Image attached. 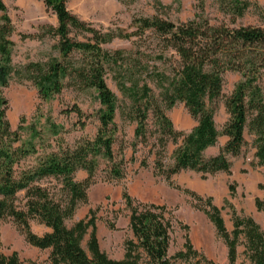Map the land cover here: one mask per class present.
<instances>
[{
    "label": "trees",
    "instance_id": "trees-1",
    "mask_svg": "<svg viewBox=\"0 0 264 264\" xmlns=\"http://www.w3.org/2000/svg\"><path fill=\"white\" fill-rule=\"evenodd\" d=\"M43 1L56 14L58 25L45 26L42 36L56 38L54 48L58 55L45 64L28 65L24 68L26 77L33 81L45 101L61 94L70 84L81 90H95L100 103L96 112L99 129L94 138L59 147L57 151L38 156L36 164L27 165L39 154L35 140L43 138L42 131L35 123L24 127L23 120L18 129H13L7 115L9 101L0 94V224L12 218L28 243L40 249H51V264H174L169 256L171 219L161 207L136 204L127 190L123 198L132 210L134 239L127 242L123 259L110 258L103 252L95 231L88 242L89 250L83 248L82 241L93 221L81 220L72 228L66 224L79 205L87 202L88 189L94 182L100 159L112 163L110 179L119 180L126 174L127 161L124 158L117 161L113 148L119 106L116 94L107 83L108 71L112 70L120 89L131 101L129 114L136 128L130 161L136 160L137 148L142 144L151 146L148 154L156 157L155 173L167 179L189 170L205 176L219 172L230 174L232 158L241 155L247 144L248 129L255 136L257 161L254 166H264V26L215 25L202 15L184 22L153 15L134 18L131 25L135 29L131 32L120 28L104 31L71 12L67 6L69 0ZM247 5V2L234 0L232 6L237 15H242ZM6 11L4 0H0V12L4 13L0 24V88L9 85L14 71V42L11 40L14 26ZM116 39H135L133 44L137 45V50L104 47ZM148 39L154 42L148 46H155L150 54L143 55L139 43L146 44ZM156 62L164 65L171 62V71L159 70ZM228 72L238 73L241 79L225 100L229 119L220 131L215 117ZM149 80L161 89L158 96ZM178 102L184 103L197 121L188 133L178 130L167 113ZM67 112L76 113L80 121L84 117L77 105ZM46 122L52 134L62 131V126L50 117ZM25 129L31 133L28 141H22ZM220 136L227 137L226 143L217 154L207 157L206 150L216 145ZM170 142L177 147L167 161ZM141 166H149L147 157L141 161ZM79 170L88 172L86 180H76ZM47 179L58 180L63 194L57 196L41 185ZM259 188L264 189V182ZM230 189L233 194L235 186L230 185ZM21 193H25L23 206L18 204ZM191 194L199 202L204 200L196 193ZM206 203L208 215L226 239L232 264L237 260L242 235L246 237L247 253L254 264H264V233L255 219L236 216L230 234L212 197L207 198ZM256 205L264 210V199L257 198ZM32 220L52 231L44 236L35 234L31 229ZM199 256L205 264H215L196 250L187 237L184 249L177 252L174 259L189 261ZM0 264L23 262L17 252L10 256L0 253Z\"/></svg>",
    "mask_w": 264,
    "mask_h": 264
},
{
    "label": "rangeland",
    "instance_id": "rangeland-1",
    "mask_svg": "<svg viewBox=\"0 0 264 264\" xmlns=\"http://www.w3.org/2000/svg\"><path fill=\"white\" fill-rule=\"evenodd\" d=\"M234 0H69L67 6L71 12L82 20L90 23L97 29L108 31L123 29L127 32L134 30L132 20L141 16L158 15L175 22H184L202 15L212 24H227L229 26H264V0H241L248 5L242 15H237L233 9ZM6 15L11 19L14 33L11 40L14 42L12 64L14 71L7 87L0 88V94L9 101L8 118L13 129H18L23 120L24 127L35 123L42 131V139H36L39 154L32 157L27 165H34L37 157L59 147L73 146L83 138H94L99 129L96 112L100 107L97 93L93 89L81 90L72 84L66 86L62 93L50 100H42L38 88L26 77L24 68L32 63L45 64L58 55L54 46L56 38L43 35V28L47 25H58L56 14L46 6L43 0H4ZM4 13L0 12V24ZM132 40L116 39L105 48L137 50ZM152 40L139 45V51L150 54L153 47ZM171 57V53H169ZM175 57L171 59L173 62ZM154 63V62H153ZM161 71H171V62L161 64L156 62ZM112 70L108 71L107 83L118 98L116 122L118 131L113 146L115 158L120 161L126 159L125 177L119 180L109 178L112 163L100 159L99 167L88 189L87 202L81 203L72 218L66 221L72 228L81 220L93 221L82 241L83 248L88 251V242L95 231L100 248L110 258L123 259L126 254V244L134 239L131 227L132 210L123 198L125 190L131 195L135 203L161 207L166 217L173 224L169 256L174 264H205L201 257L191 258L189 261L174 259L177 252L184 249L187 237L194 248L215 264H232L229 257V247L226 239L218 232L206 210L209 206L207 198L212 197L213 204L220 208L225 226L231 234L234 230L236 216H250L251 211L257 213L259 224L264 233V210H259L256 199H264V189L259 188L261 178L264 177V166L255 167V136L246 131L247 144L238 157L232 158V172H219L205 176L196 171H182L170 179L157 175L154 169L155 156L149 155L151 146L140 144L135 154V161H130L134 154V130L136 123L132 121L129 111L130 99L120 89L114 79ZM241 76L238 73L228 72L225 75L223 98L218 103L216 124L222 130L229 119L225 100L233 92ZM149 83L156 96L161 89L151 80ZM264 87V75L262 78ZM77 105L84 113L81 119L74 112L67 111ZM175 127L186 133L190 132L197 121L191 116L185 104L178 102L168 112ZM62 126L58 135L48 130L47 118ZM85 121V126L83 122ZM31 133L22 132V141H28ZM227 141L226 136H220L216 145L205 152L207 157L219 152ZM177 144L172 142L167 147L166 160L169 161ZM147 157L149 166L144 168L141 161ZM86 170L76 173L77 181L88 178ZM41 185L49 188L57 196L63 194L62 184L56 179H47ZM230 185L235 186L232 194ZM191 193L204 198L199 202ZM25 203V193L19 195L18 204ZM259 213V214H258ZM32 231L44 236L52 231L51 228L38 222L31 221ZM1 245L0 253L10 256L17 252L23 264H51V249H40L27 242L25 235L12 218H7L0 224ZM237 260L234 264H254L247 253L245 235L240 237L237 247Z\"/></svg>",
    "mask_w": 264,
    "mask_h": 264
},
{
    "label": "crops",
    "instance_id": "crops-1",
    "mask_svg": "<svg viewBox=\"0 0 264 264\" xmlns=\"http://www.w3.org/2000/svg\"><path fill=\"white\" fill-rule=\"evenodd\" d=\"M264 180V177L261 178V181ZM260 198V197H259ZM259 214V213H258ZM250 216L254 217L257 221H259V218L257 217V213L256 212H253L251 211L249 213Z\"/></svg>",
    "mask_w": 264,
    "mask_h": 264
}]
</instances>
